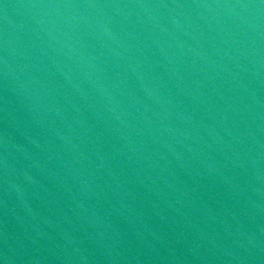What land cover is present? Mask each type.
Returning <instances> with one entry per match:
<instances>
[{"label": "water", "instance_id": "1", "mask_svg": "<svg viewBox=\"0 0 264 264\" xmlns=\"http://www.w3.org/2000/svg\"><path fill=\"white\" fill-rule=\"evenodd\" d=\"M0 264H264V0H0Z\"/></svg>", "mask_w": 264, "mask_h": 264}]
</instances>
